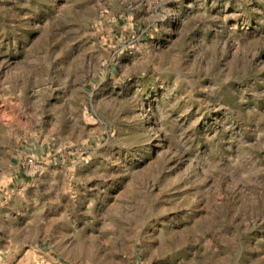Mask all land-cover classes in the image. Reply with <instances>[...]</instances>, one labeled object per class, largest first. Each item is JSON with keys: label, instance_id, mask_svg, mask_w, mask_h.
Instances as JSON below:
<instances>
[{"label": "rangeland", "instance_id": "obj_1", "mask_svg": "<svg viewBox=\"0 0 264 264\" xmlns=\"http://www.w3.org/2000/svg\"><path fill=\"white\" fill-rule=\"evenodd\" d=\"M22 148L60 200L0 264H264V0H0Z\"/></svg>", "mask_w": 264, "mask_h": 264}, {"label": "crops", "instance_id": "obj_2", "mask_svg": "<svg viewBox=\"0 0 264 264\" xmlns=\"http://www.w3.org/2000/svg\"><path fill=\"white\" fill-rule=\"evenodd\" d=\"M29 151L22 148L16 154L12 152L11 158H16L8 166L0 164L4 182H0V253L2 248H15L20 235L36 234L41 220L39 209L46 213L60 200L58 167L47 165L40 174L29 173L23 160Z\"/></svg>", "mask_w": 264, "mask_h": 264}, {"label": "built area", "instance_id": "obj_3", "mask_svg": "<svg viewBox=\"0 0 264 264\" xmlns=\"http://www.w3.org/2000/svg\"><path fill=\"white\" fill-rule=\"evenodd\" d=\"M26 169L31 174H40L44 171L46 164L35 155H27L24 160Z\"/></svg>", "mask_w": 264, "mask_h": 264}]
</instances>
